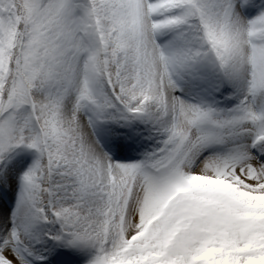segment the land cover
<instances>
[{"label":"snow or ice","instance_id":"snow-or-ice-1","mask_svg":"<svg viewBox=\"0 0 264 264\" xmlns=\"http://www.w3.org/2000/svg\"><path fill=\"white\" fill-rule=\"evenodd\" d=\"M0 264H264V0H0Z\"/></svg>","mask_w":264,"mask_h":264}]
</instances>
